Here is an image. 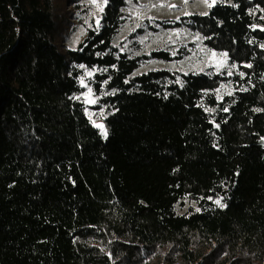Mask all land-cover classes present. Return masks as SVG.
Wrapping results in <instances>:
<instances>
[{
	"label": "trees",
	"instance_id": "obj_1",
	"mask_svg": "<svg viewBox=\"0 0 264 264\" xmlns=\"http://www.w3.org/2000/svg\"><path fill=\"white\" fill-rule=\"evenodd\" d=\"M139 1L88 24L84 0H0V264H264V0L148 25L197 33L231 73L137 72L189 52L115 43Z\"/></svg>",
	"mask_w": 264,
	"mask_h": 264
},
{
	"label": "rangeland",
	"instance_id": "obj_2",
	"mask_svg": "<svg viewBox=\"0 0 264 264\" xmlns=\"http://www.w3.org/2000/svg\"><path fill=\"white\" fill-rule=\"evenodd\" d=\"M90 5L92 9L87 23L91 21L97 22L98 14L103 7V0H84ZM208 1V3H212ZM208 3L204 0H140L138 3L130 2L129 6L125 8L127 16L122 25L115 43L121 45L127 52L138 55L141 53H148L152 49H165L175 55L178 49H186L188 54L183 59L163 62L160 60H150L142 65L137 72H142L150 68H168L180 69L186 71H203L211 70L219 72L226 68L227 73H231L234 67L227 65L226 56L223 53H218L206 49L197 33H193L185 29L172 30H152L148 25H154L157 19H174L178 20L180 16L192 13L194 11L205 12ZM175 5V7H173ZM71 8L67 5L66 10ZM91 17V19H90ZM85 29L82 26L66 25V35L62 40L65 46L75 48L84 36ZM90 72L86 73L85 77L80 80L83 81L84 91L81 94L82 101L86 105V112L92 123L102 125L97 127L101 132V136L105 139L108 135L107 127L102 120L104 115L103 109H96V99L92 91L89 92L90 85L88 84V77ZM91 89V88H90ZM229 90V87L222 83L219 93L223 94ZM89 101H95L90 103ZM106 133V135H105ZM194 208V203L185 201L177 210L185 212L188 209Z\"/></svg>",
	"mask_w": 264,
	"mask_h": 264
},
{
	"label": "snow or ice",
	"instance_id": "obj_3",
	"mask_svg": "<svg viewBox=\"0 0 264 264\" xmlns=\"http://www.w3.org/2000/svg\"><path fill=\"white\" fill-rule=\"evenodd\" d=\"M204 2L205 3H208V0H204ZM214 2H215V0H213V2L212 3H208V6L209 7H212L213 6V4H214ZM173 7H175V5H173ZM102 10V9H101ZM80 67H83V65H81ZM89 75H91V73H89ZM81 84L83 85V81H81ZM89 92H91V89L89 88ZM90 103H95V101H89ZM225 110H227V109H225ZM97 127H102V125H97ZM105 135H106V133H105ZM216 203L217 204H220V201L219 200H217L216 201ZM221 207H226V205H220Z\"/></svg>",
	"mask_w": 264,
	"mask_h": 264
}]
</instances>
